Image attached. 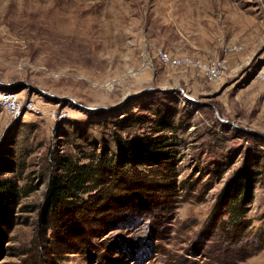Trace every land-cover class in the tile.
Returning a JSON list of instances; mask_svg holds the SVG:
<instances>
[{
    "label": "rangeland",
    "instance_id": "374dc122",
    "mask_svg": "<svg viewBox=\"0 0 264 264\" xmlns=\"http://www.w3.org/2000/svg\"><path fill=\"white\" fill-rule=\"evenodd\" d=\"M160 51L225 58L224 75ZM263 60L264 0H0V87L41 109L0 106V179L30 191L0 212V264H264L251 245L264 230ZM161 134L176 148L174 170L153 168L177 174L170 203L84 241L44 233L57 154L92 163L118 138ZM240 169L256 182L245 245L204 227Z\"/></svg>",
    "mask_w": 264,
    "mask_h": 264
},
{
    "label": "trees",
    "instance_id": "16d2710c",
    "mask_svg": "<svg viewBox=\"0 0 264 264\" xmlns=\"http://www.w3.org/2000/svg\"><path fill=\"white\" fill-rule=\"evenodd\" d=\"M114 143L102 147L92 163H80L68 154L53 158L40 212L46 235L67 234L84 241L136 213L170 203L169 196L178 189L177 174L153 168L165 165L174 170L175 143L164 134L126 141L118 138ZM254 179L252 171H236L219 193L204 227L220 229L239 245L248 244L245 236L251 220L246 214L253 200ZM29 192L17 181L1 178L0 212L15 208ZM251 245L252 253L264 249V230Z\"/></svg>",
    "mask_w": 264,
    "mask_h": 264
},
{
    "label": "built area",
    "instance_id": "2783aa9c",
    "mask_svg": "<svg viewBox=\"0 0 264 264\" xmlns=\"http://www.w3.org/2000/svg\"><path fill=\"white\" fill-rule=\"evenodd\" d=\"M159 57L162 62L173 68H199L207 77L208 81H216L224 75L226 60L225 58H217L212 60H202L191 55H174L167 51H160ZM264 76V60L262 65ZM0 106L12 118H17L22 111H30L40 114L41 109L36 105L33 99L22 102L19 93L0 87Z\"/></svg>",
    "mask_w": 264,
    "mask_h": 264
},
{
    "label": "water",
    "instance_id": "95a60500",
    "mask_svg": "<svg viewBox=\"0 0 264 264\" xmlns=\"http://www.w3.org/2000/svg\"><path fill=\"white\" fill-rule=\"evenodd\" d=\"M189 98V97H188ZM191 99V98H190ZM192 101H195V99H191Z\"/></svg>",
    "mask_w": 264,
    "mask_h": 264
}]
</instances>
